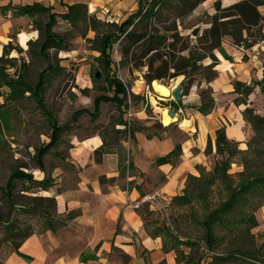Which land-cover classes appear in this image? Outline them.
I'll return each instance as SVG.
<instances>
[{
  "label": "rangeland",
  "instance_id": "obj_1",
  "mask_svg": "<svg viewBox=\"0 0 264 264\" xmlns=\"http://www.w3.org/2000/svg\"><path fill=\"white\" fill-rule=\"evenodd\" d=\"M81 1L68 0L67 3L82 4ZM148 1L140 0L139 5H146L144 8H147ZM199 10L198 16L194 12L187 16H180L175 9H168L163 11L160 19L150 20L143 26L136 25V34H147L149 37L166 36L167 40L166 42L164 41L165 48L162 46L158 50L147 51L146 44H135L126 41L123 35L112 44L111 69L107 72L100 68L96 62L99 53L94 49L96 45L93 44L92 40L96 35L101 37L105 34L115 33L116 24L107 23L94 15H89L88 9L84 5L83 8L79 9V21L77 23L70 24L58 19L53 28L54 33L64 38L68 50L58 52L54 49H49L45 56H42L39 54V43L37 42L39 33L35 29L43 26L46 21V14L37 16L31 21L24 19V22L31 25V30H34L37 39L29 42L24 49L15 42L14 38L9 40L11 41V46L16 48V50L11 51L8 57H5L1 51L0 58L3 59L4 63L11 58L15 60L9 63L4 74L12 79L22 75L26 83L34 85L37 82L38 75L45 72L48 65H52L57 71L55 74L46 75V84L42 93L43 104L45 109L51 112L57 121V125L64 127L66 130L62 133L58 144L45 155L43 159L44 171L41 172L36 167L33 158L38 148L49 143L51 135L49 122L31 98L26 97L22 100L14 101L9 99V90L7 88H0V215L3 221L10 209H13L11 210L12 220L19 227V233H40L46 229L47 226L44 217L41 216V212L46 209L48 214L55 215L56 208H49L45 204V198L54 199L52 192H55L57 185L63 183V174L68 170V164L65 161L66 151L70 146L69 142L72 137L82 139L98 133L105 143L106 151L113 145L116 146L121 142H128V132L116 125L115 121L119 113L115 106L102 102L98 111H94L95 98L101 95L112 96L104 81L106 77H114L120 80L131 94L140 96L136 99L129 96V108L122 113V118L125 122L128 121V113L133 115L129 124L130 133L133 128H138V130L144 131L146 134H156L157 136H163L164 133L177 135L178 130L185 134L191 133L184 131L179 125L180 121L189 119V114L192 113V111L183 110L185 108L182 103L183 96L182 100L179 101L181 102L182 114H178V117L176 116V125L164 130L153 112L156 111L161 114V110L165 109L168 113L167 108L172 107L171 102L174 101L169 98L170 96L165 97L169 99L160 96L162 99L168 100L166 103L161 104L165 108H160L157 106V99L151 97L150 103L152 100L156 101V105L153 106L155 109H151L148 105L144 110L146 101L143 92L145 87L152 88V81L174 89L192 80V85L187 92L194 93L192 88L196 85L199 87L202 81V83L204 82L202 89L196 92L199 95L204 93L205 98H210L212 91L209 87H206L205 80L217 76L216 70L219 68L220 62L215 57L216 51L206 54L205 58H203L204 53L200 51V45L197 40L203 31L209 27L210 16L204 14V10ZM213 11L215 13L214 8ZM259 11L263 12L261 8ZM53 12L64 13L66 9L63 12L60 9L58 11L53 10ZM9 13L11 16L14 15L12 11ZM90 16L100 22L99 25H96V32L93 31L92 24L89 22ZM125 18L126 16L122 17V21ZM33 21H37L38 25H32ZM120 22L121 20L117 24ZM196 28L199 31L197 35H194L193 30ZM129 30H132V28ZM247 34L248 32L244 31L243 36L247 37ZM250 38L253 39V37ZM226 39L232 43L229 37H225L223 40ZM185 46L187 50L182 53L176 52ZM19 48L22 53H18L17 49ZM189 51H193L194 57L200 59L199 61H194L195 69L190 77L185 79L184 75H178L170 78L169 76L174 73V68L172 67L174 63L171 64L170 58L174 55V60L179 62V57L187 58ZM0 66L2 65L0 64ZM149 73L159 75L161 78L153 79L148 84L146 76ZM97 75L98 77H96ZM177 79H180L178 83H176ZM259 82L252 80L249 84L251 87L250 91H244L242 97L237 100L231 99L235 105L239 102L241 107L249 110L247 113L249 122L244 119L242 112H240L244 122L242 140L229 139L232 142L233 157L231 158L232 164L228 173L235 183L240 179L239 174L245 170L254 173L264 172V123H255L257 124L256 130H253L255 124H252L253 117L264 119V94L260 91V87L257 84ZM83 89H88L89 92L82 94L80 90ZM153 92L155 93L154 90ZM157 96L159 95L157 94ZM231 122L234 123L233 120ZM116 131L120 133L116 134ZM121 150L126 152L123 148ZM209 151L210 149L207 148L206 153L208 154ZM222 159V156L217 154L210 157L208 166L204 167L205 171H211L214 164ZM19 166H21L20 170L32 176L36 181L43 180L46 177L49 195L43 194L42 190L36 188V185L24 184L18 181L13 183L14 188L11 195L6 194L4 188L10 178V174ZM58 174H60L62 182L56 183ZM224 197L225 192L222 187L215 186L209 198L211 208L217 207ZM172 200L165 208L167 210V218H164L159 210L160 213L158 212L159 215L158 217L156 216L158 223L169 227L182 240L195 242L201 240L202 233L198 223L206 212L197 205H193L192 209L190 207H178L172 204ZM253 203L252 208L247 212L252 214L254 226L246 228L248 230H244L239 235H225V233L219 232L220 241L214 253L208 252L205 249V245L200 242V250L198 251V256L196 255V259L201 256L202 264H212L211 256L213 255L227 256L233 251H239L242 253H254L256 257L264 261V200L256 199ZM259 203L260 206L253 210V207ZM36 207H40L41 211L36 212ZM6 228L5 223L0 221V264H2L1 261L11 250L10 245L4 241L5 232H7ZM180 250H183L186 254L188 253L187 248L181 247Z\"/></svg>",
  "mask_w": 264,
  "mask_h": 264
},
{
  "label": "crops",
  "instance_id": "obj_2",
  "mask_svg": "<svg viewBox=\"0 0 264 264\" xmlns=\"http://www.w3.org/2000/svg\"><path fill=\"white\" fill-rule=\"evenodd\" d=\"M67 1L63 0L66 6L76 5ZM216 1H220L221 7L225 8L242 0H206L196 7L194 14L198 16L201 9L211 17L214 14L212 6ZM58 2L0 0V7L8 4L14 7L39 4L63 12L65 8ZM139 2L81 1L89 15L114 24L138 9ZM260 8L263 12H259L264 16V8ZM24 19L32 20L26 16H11L9 12L6 16L0 14V53L11 38L23 49L37 39L31 25ZM262 39L264 22L258 39L243 36L240 44L227 39L222 41L220 49L215 52L220 62L217 76L206 83L213 93V109L207 115L196 110L201 101L196 91L202 89V81L199 87L196 85L192 88L194 93L183 96V110L192 113L189 119L180 121L179 125L191 133L185 134L179 130L177 135L164 133L163 136L149 135L140 130L130 133V126L127 128L126 122V126L118 127L128 132V142L117 144L120 151L113 145L107 151L104 148L103 152L99 151L103 142L98 133L82 139L72 137L65 159L68 170L63 174V183L52 192L56 203L55 217L67 218V224L55 232L44 230L32 234L19 245L16 252H9L1 261L2 264H175V253H164L162 239L150 236L153 227L147 225L146 228V223L158 220L159 209L156 206H144L140 209L141 215L139 210L130 207V203L155 190H161L169 202L180 195L187 176H198L196 166L207 167L209 158L216 154L215 134L219 128H225L228 139L242 140L244 122L240 112L244 107L239 102L235 105L231 99L237 100L243 95L238 93L241 87H236L235 83L249 86L252 80H262L264 47L261 50L257 48V42ZM178 114H182L181 108L174 116L178 117ZM185 121L190 126L184 124ZM176 146L179 147L178 154L172 156L170 162L156 164L157 159L170 154ZM207 148L210 149L208 154ZM124 157L131 163V174H121L119 158ZM58 182H62L60 174ZM42 193L49 195L47 191Z\"/></svg>",
  "mask_w": 264,
  "mask_h": 264
},
{
  "label": "trees",
  "instance_id": "obj_3",
  "mask_svg": "<svg viewBox=\"0 0 264 264\" xmlns=\"http://www.w3.org/2000/svg\"><path fill=\"white\" fill-rule=\"evenodd\" d=\"M204 1L206 0H149L147 2V8H144L146 5H139L135 12L126 16V18L119 24H116L115 33L105 34L101 37L96 35L92 40L93 44L96 45L94 49L99 53V56L96 59L98 66L105 72L111 69L112 44L123 35L125 36L126 41L135 44H146L147 51L158 50L162 46L165 48V42L167 40L166 36L149 37L147 34H136V25L143 26L150 20L160 19L163 11L168 9H175L179 12L180 16H187ZM58 4L64 7L66 12L55 13L53 12L52 7H44L39 4L17 7L8 4L0 7V14L6 16L8 12L12 11L15 17L26 16L32 20L37 16H43L46 14V21L43 26H39V28L35 29L39 33L37 39V42L39 43V54L45 56V53L49 49H54L58 52L68 50L64 38L54 33L53 28L58 19L70 24L77 23L79 21V9L84 7L83 4L66 6L63 3V0H59ZM260 7L264 8V0H242L225 8L221 7L220 1L214 2L213 8L215 13L210 17V25L203 31L197 40V43L200 45V51L204 53L203 58H205L206 54H211L213 51L219 50L225 37H229L234 44H240L243 41L244 31L248 32L247 39L250 37H253V39L260 38L261 25L264 22V16H262L258 10ZM89 22L92 24L93 31L96 32V25L100 24L99 20H95L93 16H90ZM36 24L38 25L37 21L32 22V25ZM130 28H132V30H129ZM193 33L194 35H197L198 30H193ZM13 50H16V48H13L11 46V41H9L3 46L2 53L5 57H8ZM17 50L18 53H22L20 48ZM185 50H187L186 46L180 48L176 52L182 53ZM174 59L173 55L172 58H170V61L171 64L174 63L172 66L174 68V73L169 77L172 78L178 75H184L185 79L190 77L195 69V62L200 60L194 57L193 51H189L187 58L180 56L178 60L179 62ZM2 60L3 59L0 58V64L2 65L0 66V88H7L9 90V99L14 101L22 100L26 97L31 98L49 122L51 129L49 143L38 148L35 151V156L33 158L36 167L43 172V159L45 155H47L49 151L58 144L62 133L66 130L64 127L57 125V121L51 112L45 109L42 98L47 79L46 75L55 74L57 70L52 65H48L46 71L38 75L37 82L34 85H30L26 83L22 75H18L16 79H12L4 74L6 67L15 59L11 58L5 63ZM150 73L146 76L148 84H150L153 79L161 78L159 75ZM214 78L215 77L208 78L205 82L209 83ZM104 81L107 89L112 93V96L108 97L106 95H101L95 98L94 111H98L100 103L107 102L115 106L119 113L118 118L115 121L116 125L126 126V122L122 118V113L129 108V96L134 99L140 96L131 94L123 82L114 77H106ZM192 82V80H189V82H185L181 86L182 96L187 95V91L191 87ZM257 84L260 87V91L264 94V70L262 80ZM235 86L241 87L238 92L239 94H244V91L248 92L251 90L250 86H242L238 83H235ZM80 92L82 94H87L89 91L88 89H83L80 90ZM235 92H237L236 88ZM199 96L201 101L200 105L196 107V110L202 115H207L213 108V93L210 94V98H205L204 93ZM171 105L174 106L177 111L180 108L181 102H171ZM248 111L249 110L244 109L242 111V116L249 122V119L247 118ZM75 116L77 115L75 114ZM255 123L262 124L264 123V119L253 117L252 124L254 125ZM171 125L172 124L169 126ZM256 125L257 124L253 126V130H256ZM136 131H138V128L132 129L133 133ZM115 133L119 134L120 132L116 131ZM100 138L102 139L101 136ZM102 142L103 145L99 149L101 152H103V149L105 148L103 139ZM114 147L117 151H120V149L117 148V145ZM231 147L232 142L226 137L225 128H219L215 134V148L216 154L222 156L223 159L220 162L215 163L211 171H205L204 167L196 166L195 169L198 176L188 175L182 193L174 197L172 200V204L178 207H190L192 209L193 205H197L206 212L198 223L202 233L201 240L198 242L182 240V238H179L174 234L169 227L159 224L157 220L146 223V228L147 225L153 227L150 236L160 237L162 239V251L164 253H169L171 251L175 253V264H202L201 256L196 259V255L198 256V251L200 250V242L205 245V249L208 252L214 253L220 241V237L218 236L219 232H223L225 235H239L242 234L244 230H248L246 228L255 225L252 214L247 211L252 208L254 200H264V172L254 173L245 170L239 174L240 179L235 183L228 173L232 164L231 158L233 157ZM178 151L179 147L176 146L170 154L157 159L156 164L162 165L170 162V158L177 155ZM118 166L121 174L124 175L126 172L131 174V163L127 162L125 157L119 158ZM20 168L21 166L17 167L10 174V178L4 188L6 194L11 195L14 188L13 183L15 181L36 185V188L42 191L48 190L46 177L43 180L36 181L32 176L20 170ZM215 186L222 187L225 192V197L217 207L212 209L209 198L212 189ZM45 204H47L49 208H54L56 205L55 199L45 198ZM259 206L260 203L253 207V210ZM39 208L40 207H36L35 211L40 212L41 210ZM11 210L13 209H10L6 214L4 221L0 215V221L4 222L7 227L4 241L10 245V252H16L19 245L34 233H19V227L12 220ZM138 212L142 215L141 210ZM41 216L44 217L47 226L44 230L55 232L67 224V218H56L55 215L48 214L46 209L41 212ZM147 217L149 216L147 215ZM181 247L187 248L188 253L186 254L183 250H180ZM211 258L212 264H264V261H261L259 257H256L254 253H242L239 251H233L227 256L213 255ZM160 264H165V262H161Z\"/></svg>",
  "mask_w": 264,
  "mask_h": 264
},
{
  "label": "built area",
  "instance_id": "obj_4",
  "mask_svg": "<svg viewBox=\"0 0 264 264\" xmlns=\"http://www.w3.org/2000/svg\"><path fill=\"white\" fill-rule=\"evenodd\" d=\"M263 47H264V40L262 39L259 42H257V48H259L261 50ZM143 95H144V99L146 101L144 110L148 107V105L151 109H155V107H153L149 101L151 99V97H154L157 99V106L158 107L165 108V107H162L161 104L166 103V100L158 98L157 94H155L153 92L152 88L145 87ZM168 110H169V107L167 108V111ZM153 113L156 115V118H157L158 122L160 123L159 113L156 111H154ZM132 118H133V115L131 113H128V115H127V119H128L127 128H129V124L132 121ZM168 204H169V201L167 200L166 195L161 190H155L151 193L144 194L143 196L139 197L138 199L132 201L130 203V207L133 210L138 211L144 206H156L162 212L164 218H167V210L165 208L167 207Z\"/></svg>",
  "mask_w": 264,
  "mask_h": 264
},
{
  "label": "bare ground",
  "instance_id": "obj_5",
  "mask_svg": "<svg viewBox=\"0 0 264 264\" xmlns=\"http://www.w3.org/2000/svg\"><path fill=\"white\" fill-rule=\"evenodd\" d=\"M179 81H180V79H177L176 80V83H178ZM151 85H152V89L155 91V93H157L159 95L158 98H161V97H164L165 98V97H169L170 96L171 87H169L167 85H164L162 83H159V82H155V81H152V84ZM151 105L152 106H155L156 105V101L155 100L154 101L152 100L151 101ZM170 118H169L168 113L166 112L165 109L161 110V114H159V119H160V123H161V125L163 127H167L170 124H172V122L176 121V116H174L173 118H171V120H170ZM184 123L187 126H190V124H187L189 122H186L185 121Z\"/></svg>",
  "mask_w": 264,
  "mask_h": 264
},
{
  "label": "water",
  "instance_id": "obj_6",
  "mask_svg": "<svg viewBox=\"0 0 264 264\" xmlns=\"http://www.w3.org/2000/svg\"><path fill=\"white\" fill-rule=\"evenodd\" d=\"M98 77V75L96 76ZM152 84V83H151ZM152 87V85H151ZM170 98L175 102H179L182 100V88L181 87H178V88H175L174 90H172L170 92ZM176 113V109L174 106L170 107L169 110H168V116L173 118L174 115ZM177 121V120H176ZM176 121L172 122V123H175Z\"/></svg>",
  "mask_w": 264,
  "mask_h": 264
}]
</instances>
